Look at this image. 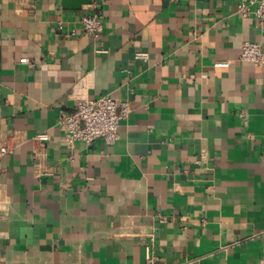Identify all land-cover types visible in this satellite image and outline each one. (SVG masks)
Instances as JSON below:
<instances>
[{
	"label": "crops",
	"instance_id": "0c3cea01",
	"mask_svg": "<svg viewBox=\"0 0 264 264\" xmlns=\"http://www.w3.org/2000/svg\"><path fill=\"white\" fill-rule=\"evenodd\" d=\"M88 1L0 0V264H262L264 66L239 58L264 52L256 17ZM106 94L130 104L116 142L68 144L60 114Z\"/></svg>",
	"mask_w": 264,
	"mask_h": 264
},
{
	"label": "built area",
	"instance_id": "2783aa9c",
	"mask_svg": "<svg viewBox=\"0 0 264 264\" xmlns=\"http://www.w3.org/2000/svg\"><path fill=\"white\" fill-rule=\"evenodd\" d=\"M239 11L243 16L253 14L259 27L264 31V0H238ZM79 22L84 32L97 38L103 30V17L100 13H87L80 16ZM137 58H147L146 53H136ZM239 58L252 62L256 66H264V52L261 47L251 41H245L241 45ZM31 63V61H28ZM32 64V63H31ZM130 111L129 101L117 100L106 94L96 99L80 98L69 112H62L58 123L64 130L68 144L75 141L91 143L101 139L107 144H112L118 139V127L120 121L127 117ZM37 140H46V133L34 136ZM16 145L10 140L0 145V157L11 153ZM264 236V232L262 233ZM261 263L264 264V250Z\"/></svg>",
	"mask_w": 264,
	"mask_h": 264
},
{
	"label": "water",
	"instance_id": "95a60500",
	"mask_svg": "<svg viewBox=\"0 0 264 264\" xmlns=\"http://www.w3.org/2000/svg\"><path fill=\"white\" fill-rule=\"evenodd\" d=\"M89 2L88 0H76V3H79V2Z\"/></svg>",
	"mask_w": 264,
	"mask_h": 264
}]
</instances>
